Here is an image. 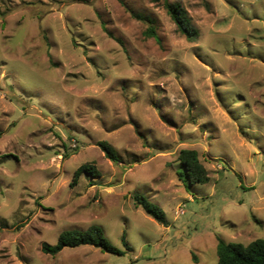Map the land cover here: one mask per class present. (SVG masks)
Masks as SVG:
<instances>
[{"label": "rangeland", "instance_id": "obj_1", "mask_svg": "<svg viewBox=\"0 0 264 264\" xmlns=\"http://www.w3.org/2000/svg\"><path fill=\"white\" fill-rule=\"evenodd\" d=\"M168 1L194 39L153 0H0V264H214L264 238V0ZM183 149L207 183L178 180ZM92 225L123 255L41 252Z\"/></svg>", "mask_w": 264, "mask_h": 264}, {"label": "trees", "instance_id": "obj_2", "mask_svg": "<svg viewBox=\"0 0 264 264\" xmlns=\"http://www.w3.org/2000/svg\"><path fill=\"white\" fill-rule=\"evenodd\" d=\"M153 1L163 5L178 33L187 40H192L197 36V31L192 27L187 12L180 4L170 3L168 0ZM1 15L2 13L0 12ZM145 36L157 40V35L152 27L147 29ZM117 41L120 43L119 40ZM98 146L102 149L107 159L112 162H117L115 152L107 142L101 141L98 143ZM178 162L181 165V170L176 171L175 174L182 183L192 185L205 184L209 181L207 170L200 162L198 153L195 150H181L178 155ZM82 175H89L95 178L100 176L99 172L92 165L86 164L74 172L71 185H75ZM132 199L136 207L141 208L147 216L151 217L157 223L167 226L165 213L160 207L142 195L136 194ZM122 243L125 250L128 251L129 246L126 244L124 236L122 237ZM86 245L112 255L122 256L124 253L122 250L113 247L104 236L102 229L96 225L90 226L85 231H64L58 236L55 245L50 246L43 243L41 252L54 256L65 247L75 248ZM216 254L217 260L214 264H264V238H258L246 245L239 242H226L217 239ZM193 261L197 263L195 256H193Z\"/></svg>", "mask_w": 264, "mask_h": 264}]
</instances>
